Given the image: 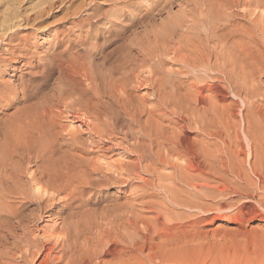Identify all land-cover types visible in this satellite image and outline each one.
Instances as JSON below:
<instances>
[{"label": "bare ground", "instance_id": "1", "mask_svg": "<svg viewBox=\"0 0 264 264\" xmlns=\"http://www.w3.org/2000/svg\"><path fill=\"white\" fill-rule=\"evenodd\" d=\"M20 11L0 14V264H195L228 176L264 168V0Z\"/></svg>", "mask_w": 264, "mask_h": 264}, {"label": "rangeland", "instance_id": "2", "mask_svg": "<svg viewBox=\"0 0 264 264\" xmlns=\"http://www.w3.org/2000/svg\"><path fill=\"white\" fill-rule=\"evenodd\" d=\"M44 1L43 0H0V14L3 13V11L12 12L14 11V9H15V12H18L20 10L30 11L35 8L37 9L39 7L42 8ZM41 3H42V6H41ZM190 4L193 6V2H191ZM190 4H188L189 6L186 5V9L190 8ZM178 9H179L178 6L175 7L172 10L173 13ZM162 16L159 17L158 22L160 21L161 18H164V16L166 17L167 15L163 14ZM57 17H60V14H57ZM45 22L49 23V22H52V20H46ZM241 25L245 26L244 24H241ZM201 31L202 30H199V29H196L195 31L194 29L192 33L194 34L195 32L197 35V32H201ZM171 68L174 69L175 66H172ZM198 72L199 71H196L195 74L203 75L201 70H200L201 73H198ZM209 74L213 75V73L212 74L209 73ZM261 89L262 90L258 92L260 94H257L252 100L257 101L258 102L257 105L263 108L264 107L263 105L264 95H262L261 91H263V94H264V87H261ZM244 91L245 90L242 91L243 94L246 93V91L245 92ZM234 100L240 102L239 99L231 96L230 98L224 101V105H227V104L231 105L230 103ZM239 104L242 107V103L240 102ZM234 108L235 107H233V105L230 106V110L233 111L237 109V108L235 109ZM249 159L250 157L249 158L246 157L247 161L244 165L246 168L243 167V172L245 174L241 175V178H243L242 181L237 182L236 178L234 177L232 178V176L231 177L228 176L229 178L227 177L231 181V183L237 184V187L235 189H237L236 191L239 190L238 192L240 195V196H237L235 192L234 193L229 192L230 194L228 193L227 197L229 198L226 197L228 205L234 204L233 206H229V209L231 210L228 209V211L226 212L224 211L225 213H223V215L221 214L222 216L220 215L219 218H217V220H215V222H213L212 224H207L203 226L204 228L202 231L205 234L201 235V237L203 236L202 238L199 237L200 240L197 239L200 243L203 242L202 243L203 245H201L198 242L199 244L198 247L196 246L197 244H195V246L193 244L190 247V250L188 249L189 252L190 251L195 252V255L193 254V252H191L193 256H195L193 257L194 260L191 259L193 263L195 264H256V263L259 264L260 263L259 261L264 260V168L258 166L257 174H255L257 177H254V174L249 172L250 168L247 165L248 161H250ZM259 178H261L263 181L261 179L259 180ZM253 184L254 185L257 184V185L254 186ZM258 185H259V188H257ZM256 190H259V191H256ZM111 191H110L111 194L112 195L114 194L112 197H116V196H122L124 198L129 197L128 192L126 194H122V193L117 192V189H113ZM247 193L248 195H246ZM246 196L247 198H245ZM124 198L121 199L120 201H124ZM47 224L50 225L51 222L50 224L49 222H46V223L43 222L41 226H45ZM193 246L194 248H196V250H194ZM191 253H189L190 257L192 256ZM196 254L199 257V259L195 261V259L198 258ZM131 263L132 261L129 262V264Z\"/></svg>", "mask_w": 264, "mask_h": 264}]
</instances>
